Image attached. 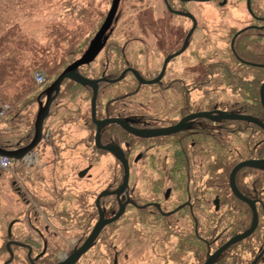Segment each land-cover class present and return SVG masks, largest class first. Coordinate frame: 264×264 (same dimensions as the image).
<instances>
[{
	"label": "flooded vegetation",
	"instance_id": "flooded-vegetation-1",
	"mask_svg": "<svg viewBox=\"0 0 264 264\" xmlns=\"http://www.w3.org/2000/svg\"><path fill=\"white\" fill-rule=\"evenodd\" d=\"M213 1L153 0L161 6L163 17L150 21L123 16L125 5L135 10L140 7L138 2L143 8L150 0L137 4L121 0L98 55L78 71L89 74L97 67L105 68L107 76H88L106 79L99 87L117 85L110 81L126 71L121 83L145 88L140 97L104 99V109L97 99V120L119 118L136 129L174 132L139 138L119 125L103 128L102 146H119L130 170L126 189L115 194L124 182L125 160L97 147L92 97L85 122H71L72 113L66 114L72 110L71 104L54 114L53 105L63 104L62 85L58 95L52 94L54 100L44 122L45 130L60 128L50 138H43L32 153L35 161L20 166L0 190V264H207L233 238L250 230L255 217L256 230L229 246L213 264H264V0ZM108 2L112 6L113 0ZM241 2L251 12H247V25L239 29ZM191 4L212 5L209 21L213 25H201ZM234 11L237 17H229ZM108 12H100L92 39ZM166 13L184 19L181 41L175 30L174 34L169 31L175 24L165 19L172 17ZM187 40L186 50L174 56ZM169 58L159 82L144 85L139 81L135 72L143 80L153 81ZM110 71L116 77L108 76ZM50 86L41 87L34 128ZM154 91L159 93L154 95ZM223 92L239 94L227 99ZM80 101L75 111L81 108ZM109 106L117 107V112L109 113ZM221 113L254 118L261 125L226 120ZM91 124L93 140L84 130ZM73 126L81 132L71 131ZM85 132L87 136L80 138ZM125 133L128 137L120 136ZM59 138L63 145H56ZM247 163L257 167H242L236 173L238 196L231 175ZM117 171H122L119 184ZM5 188L14 198L10 210L4 206ZM122 205V217L105 226L91 248L76 259L101 215L112 219ZM126 218L132 224L123 232L117 225Z\"/></svg>",
	"mask_w": 264,
	"mask_h": 264
},
{
	"label": "trees",
	"instance_id": "trees-1",
	"mask_svg": "<svg viewBox=\"0 0 264 264\" xmlns=\"http://www.w3.org/2000/svg\"><path fill=\"white\" fill-rule=\"evenodd\" d=\"M62 3L66 5L65 16L73 21L77 19V16L80 18L82 16L81 13L85 12L74 0H63ZM33 4L32 8L36 6L35 2ZM28 5L24 0H0V101L7 102L12 106V112L9 115L11 119L8 122L10 128L8 130L0 129V147L6 150L18 149L29 144L33 135H35L33 121L26 122L27 119H23V113L31 103V95L36 91L34 72L40 69L45 70L50 75L51 80H53L85 52L90 42V38H84L76 28H65L63 24H60L58 29H53L59 32V37L47 46L39 47L37 39L29 35L30 32L24 31L23 26L14 19V12L23 11L25 16H32L35 10L29 11L26 9L29 8ZM13 19L15 21L11 25L9 21ZM60 46H62L60 51L61 58L51 59L52 50ZM64 51L65 53H62ZM106 72L107 70L100 66L89 71V74L82 72L81 74L86 77L92 75L94 78H100L101 76H107ZM111 75L116 77L113 71L108 74V76ZM127 83L125 81L123 83L118 82L117 85H102L98 97V106L100 107L103 100L108 97H140L141 89L145 87L129 88ZM63 90V102H61L63 104L62 106L53 105L54 114H59L75 100L81 99L84 102H89L93 96L92 89L71 81L66 82ZM157 93L159 92H153L154 95ZM82 108L81 106L80 109L71 115L72 123L80 124V122L87 120L86 118L90 114L91 109L88 107L84 111ZM101 108L104 109V106H101ZM116 108L109 106L106 110L112 114L117 112ZM66 114H69V112ZM17 120L20 122V128L22 127V129L15 126V121ZM111 127L118 130V133L122 131L120 127L110 126L109 129ZM93 128L94 126L91 124L84 129L89 133L90 140H93L94 137ZM116 136L119 137V135ZM120 136L128 137V134L125 133ZM121 179L122 171H117L116 182L119 184Z\"/></svg>",
	"mask_w": 264,
	"mask_h": 264
},
{
	"label": "rangeland",
	"instance_id": "rangeland-1",
	"mask_svg": "<svg viewBox=\"0 0 264 264\" xmlns=\"http://www.w3.org/2000/svg\"><path fill=\"white\" fill-rule=\"evenodd\" d=\"M27 2V4H29V11L30 10H35V13L32 16H25L24 12H19L16 13L14 11V19L16 21H18L20 23L21 26H23V30L26 32H30L29 35L35 37L37 39L38 42V46L39 47H44L47 46L49 43L53 42L54 40H56L59 37V32L57 30H53V29H58L60 24H63V26L69 27L71 28H76L78 30L79 33L82 34V36L85 38H90V41L93 37V31L95 28V25H97V18L100 16V12L106 11L108 12V10L110 9V2H108V0H74L76 1L81 7L82 9L85 10V12L81 13L82 16H80V18L77 16V19L75 21L71 20L70 18H67L65 16L66 13V5L63 4V0H24ZM138 0H135L134 4H137ZM145 1V0H144ZM153 0H150V3L147 4L146 2H148V0H146V5L145 7L142 8L141 5H139L138 2V6L135 10H133V8L130 6L126 9L125 5L124 7V17L129 18V17H139V18H143L146 20H155L156 18L159 17H163L161 15L162 13V9L161 6L158 5L157 3L152 2ZM241 1V0H239ZM33 2H35V7L32 8L34 5ZM214 2V1H213ZM190 8H192V12L193 14H195L196 18L199 20V23L201 25L207 26L209 24L213 25L212 22L209 21V17H210V13L212 11V5H202L199 6L198 4H191ZM239 22H241V24H239V29L241 27H243L244 25H247L248 22H246L248 14L247 12H251L250 8L248 9V11H245V6L244 4L241 2V5H239ZM136 14V16H132ZM78 15V14H77ZM166 17L168 16H172L171 18H165L167 20H172V22L175 24L174 29H172V27H168L169 31L172 32V34H174L173 30H175L177 39H179V41H181L182 39V35L184 34V30L182 29V23L184 21V19H182L181 16H177V15H172L170 13H166L165 14ZM214 17V15H213ZM229 17H237L236 12H232L230 13ZM11 20L9 21L10 24L12 25V23H14L15 20ZM74 22V24H73ZM178 24L180 25V29L178 27ZM70 25V26H69ZM177 28V30H176ZM245 28H243L240 32H242ZM158 31L160 32V34H162V31L160 29H158ZM239 32V33H240ZM51 34V37H50ZM197 37H200V31L196 33ZM51 38V39H50ZM181 43V42H180ZM90 44V42H89ZM61 47L55 48L52 50L51 52V59H55V58H61L60 56V51H61ZM62 53H65L62 52ZM165 53V52H164ZM163 53V54H164ZM205 54V53H204ZM176 62L180 63V60H176ZM181 64V63H180ZM176 68H179L177 65H175ZM67 68V67H66ZM65 68V69H66ZM36 71H41L43 72L47 79H48V83L51 84V86L53 85V83L56 81V79L59 77L54 78L53 80H51L50 75L45 71V70H36ZM50 86V87H51ZM40 93H42V90L39 89L36 86V91H34V93L31 95V99H30V105L28 106V109L23 113V119H27L26 122H32L34 119V113L37 110V100L38 97L40 96ZM238 92H223V96L224 98H230V97H235ZM222 94H217L218 97ZM214 97V95L212 96ZM222 98V97H221ZM71 105V111L69 113H75L76 111L74 109L77 108V100L73 101L72 103H70ZM79 104H81V106L83 107L82 109L84 111H86L89 107V103L88 102H84V101H80ZM78 110V109H77ZM69 115V114H67ZM11 116L7 117V122H10ZM3 123L0 124V126ZM15 126L20 128V122L17 120L15 121ZM54 126H57V122H55ZM60 127H56L54 130L59 129ZM66 128V127H65ZM70 128V127H69ZM69 128H67L69 130ZM80 128V127H79ZM76 127H72L70 128L71 131L75 130V129H79ZM22 129V127L20 128ZM81 128H80V132H81ZM79 131V130H78ZM77 131V132H78ZM46 132V130H45ZM82 136H87V133H80V138ZM75 137V136H74ZM60 139V138H59ZM76 139V137H75ZM60 145H63L64 142L63 141H59L58 142ZM14 172H16V169H14ZM14 173L8 172V173H4V172H0V190L3 186H5L10 180L11 177H14ZM13 203H14V198L11 196V193L9 191V188H5V197H4V206L5 209L10 210L13 208ZM132 223L128 224V218H126V220H123L122 222H120L117 226H119V228L122 227L121 231H127L128 229H125V227L127 226H131ZM120 231V232H121ZM120 234V233H119ZM120 242H122V239H119Z\"/></svg>",
	"mask_w": 264,
	"mask_h": 264
},
{
	"label": "water",
	"instance_id": "water-1",
	"mask_svg": "<svg viewBox=\"0 0 264 264\" xmlns=\"http://www.w3.org/2000/svg\"><path fill=\"white\" fill-rule=\"evenodd\" d=\"M191 1L209 2V1H213V0H191ZM120 2H121V0H113L112 7L109 11V14L107 16V19H106L104 25L102 26L101 30L96 35V37L92 40V42H91L88 50L86 51V53L79 60L75 61L67 69H65L61 73V75L56 79V81L53 83V85L49 89L46 90L47 101H46L45 105L41 104V108H40V111L38 113L36 124H35L36 133H35V137H34L32 143L30 145H28L27 147H25L19 151H14V152L6 151L0 147V155L7 156L10 158H14V159H21L28 152L33 151L39 145V143L42 141V138H43L44 122L47 119V117L49 116L51 105H52L53 100H54V98L52 97V94L54 92L57 95L60 93L61 86L65 80L73 81V82L80 84L81 86H84V87H90L93 90V98H92L91 106H92V118H93L94 123H96L97 127H98L97 134H96L97 147L115 154L117 156V158H119L120 160H122V158L124 159V154L121 151L119 146L118 147L117 146H115V147H113V146H102V144H101V132H102L103 128H105L106 126L119 125V126H121L122 129H124L128 133L132 134L135 137H139V138H153V137H157V136H165V135L173 134L174 129H169V130H164V131H147V130L136 129V128H133L132 126H130L129 123H127V122H125L119 118H110V119H105L103 121H98L96 114H97V99H98V94H99V84L102 81H106V79L91 80V79H88V78L82 76L77 71L81 66H84V65L91 63L95 59V57L98 55V53L101 49V46H102L101 44L103 43V37L105 36L107 31L110 29V27L113 23V20H114L115 15L118 11ZM179 14L184 15V16H188V17H191L192 19H194V17L189 15V14H184V13H179ZM187 43H188V40L185 42L182 50L180 52H178L177 54H175L174 56L181 55L186 50ZM171 58L166 60V63H165V66H164L162 73L160 74V76L157 79H155L153 81L147 82V81L143 80V78L137 72H135L139 81L144 85H151V84H155V83L159 82L164 75L166 64ZM126 73L127 72L125 71L120 76V78L118 80H114V81H110V82L116 83L120 80H123L125 78ZM263 104H264V96H263ZM221 114L223 115V119H226V120H239V119H241V120H246V121L261 125L260 122L254 118L239 116L237 114H229V113H221ZM124 164H125L124 182H123L122 187L118 191L115 192V194H118V195L123 193V191L126 189L128 182H129L130 170H129V167H128L126 160H125ZM246 166L257 167L256 165H254L252 163L243 164V165L238 166L232 172V175H231V185H232L234 193L238 196H239V191H238L236 184H235V175L239 169H241L242 167H246ZM124 208H125V206L122 205L121 209L118 212V214L116 215V217L109 219V220H106L104 218L103 214L101 215V219L98 222V224L96 225V227H95L93 233L91 234L90 238L88 239V241L86 242L84 247L80 250L79 254L75 255L76 259H78L81 255L85 254L91 248L93 242L97 239V237L102 232V230L105 226L110 225V224L118 221L122 217V215L124 214V211H125ZM257 225H258V217H255L254 223H253L250 230H248L243 235L236 236L235 238H233L224 247H222L217 253H215L211 257V259L209 260V262L207 264H213L214 261L229 246L234 245V244L238 243L239 241H241L245 238H248L256 230Z\"/></svg>",
	"mask_w": 264,
	"mask_h": 264
},
{
	"label": "built area",
	"instance_id": "built-area-1",
	"mask_svg": "<svg viewBox=\"0 0 264 264\" xmlns=\"http://www.w3.org/2000/svg\"><path fill=\"white\" fill-rule=\"evenodd\" d=\"M36 82L39 85H42L45 82V76L43 73H37L35 76ZM10 107L8 105L0 104V118L4 117V115L9 111ZM12 160L7 157L0 156V169L9 171L12 168Z\"/></svg>",
	"mask_w": 264,
	"mask_h": 264
}]
</instances>
